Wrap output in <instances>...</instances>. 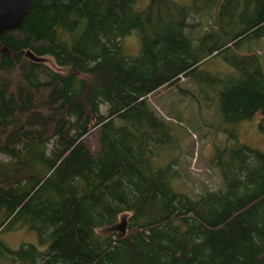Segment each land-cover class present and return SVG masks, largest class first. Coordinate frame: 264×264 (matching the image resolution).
Segmentation results:
<instances>
[{
	"label": "trees",
	"instance_id": "trees-1",
	"mask_svg": "<svg viewBox=\"0 0 264 264\" xmlns=\"http://www.w3.org/2000/svg\"><path fill=\"white\" fill-rule=\"evenodd\" d=\"M212 1L31 0L0 34V235L36 237L10 248L0 236V264H264V153L216 148L222 186L179 191L176 160L162 163L170 130L148 100L173 90L198 102L208 80L224 121L264 119L261 59L234 50L264 38V0L204 11ZM133 31L135 55L123 44ZM217 57L232 72L205 67ZM96 127L92 152L83 138ZM123 216V235L107 230Z\"/></svg>",
	"mask_w": 264,
	"mask_h": 264
},
{
	"label": "rangeland",
	"instance_id": "rangeland-1",
	"mask_svg": "<svg viewBox=\"0 0 264 264\" xmlns=\"http://www.w3.org/2000/svg\"><path fill=\"white\" fill-rule=\"evenodd\" d=\"M176 1L194 3V0ZM215 1L213 0L211 4L202 2L203 10L211 12L210 7L215 4ZM197 19L199 16H195L194 21ZM205 27L204 25L195 26L192 35L196 37L203 35L204 30L207 29ZM230 28L231 32H236L238 26L233 25ZM123 44L127 54H137L140 46L138 33L133 31L124 37ZM234 50L238 53L254 51L260 57L264 68V38L257 43L250 40ZM42 59V63L56 72L67 70V68L57 65L51 56L43 55ZM205 67L211 72H217L220 76L232 72L230 66L218 57L207 62ZM180 83L183 87L193 88V85L185 79H182ZM214 88L208 80H203L200 93L196 92L198 102L185 95H178L173 90H159L148 96L151 106L167 124L173 141L163 153L162 163L176 160L175 167L179 170V177L174 186L177 190L193 196L222 186L220 172L212 164L216 148L224 145L244 144L264 153V119L262 116L257 113L252 118L237 123L224 121L219 111V98L212 93ZM101 108L105 110L106 107L102 106ZM98 131L99 127H96L83 138L84 143L92 152L99 149ZM159 158L157 159L159 160ZM122 218L126 219L123 216L119 218L118 222ZM0 236L4 244L10 248H17L21 243L36 242L34 232L25 228L4 232Z\"/></svg>",
	"mask_w": 264,
	"mask_h": 264
},
{
	"label": "water",
	"instance_id": "water-1",
	"mask_svg": "<svg viewBox=\"0 0 264 264\" xmlns=\"http://www.w3.org/2000/svg\"><path fill=\"white\" fill-rule=\"evenodd\" d=\"M31 0H0V34L5 30H10L19 26L28 9L30 8ZM1 52H6L5 48H1ZM25 56L34 62H42V56H36L31 51L26 50ZM127 222L122 218L107 230H117L123 235L126 232Z\"/></svg>",
	"mask_w": 264,
	"mask_h": 264
}]
</instances>
